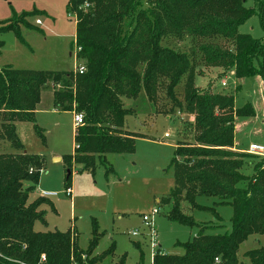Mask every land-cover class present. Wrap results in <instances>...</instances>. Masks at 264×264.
Returning a JSON list of instances; mask_svg holds the SVG:
<instances>
[{
    "label": "trees",
    "instance_id": "obj_1",
    "mask_svg": "<svg viewBox=\"0 0 264 264\" xmlns=\"http://www.w3.org/2000/svg\"><path fill=\"white\" fill-rule=\"evenodd\" d=\"M255 4L256 8H247L246 0H69L77 58L85 71L0 70V143L7 141L15 151L0 153V264H102L115 252L112 244L93 255L102 236L96 222L86 251L79 248L75 232L34 229L36 222L47 226L42 206L56 210L44 197L28 202L39 184L44 159L26 152L16 123H32L45 142L34 119L42 91L53 87L56 111L83 114L84 124L75 129L74 153L63 159L69 168L81 162L84 170H91L95 157L104 165L107 154L135 152L141 135L127 129L126 118L136 109L126 102L145 100L154 108L162 85L174 108L195 116L194 144L178 145L171 162L175 185L166 198L167 218L200 230L182 244L183 255L158 252L152 264H264V245L239 260L241 245L252 235H264V157L231 151L235 118L254 116L255 111L250 104L235 108L233 96L213 94L210 85L206 90L195 85L202 75L197 71L200 66L223 67L238 80L257 75L264 82V37L239 32L246 20L257 16L264 33V0ZM35 15L39 13L22 14L0 31L12 30L21 37L20 24L34 29L28 18ZM170 37L191 38L193 50L181 52L164 45ZM248 159L261 164L246 177L241 169L252 165ZM67 173L69 189L72 172ZM199 195L231 206L230 232L208 233L222 226L198 224L183 212V202L192 210H208L197 204ZM113 264H126V256Z\"/></svg>",
    "mask_w": 264,
    "mask_h": 264
},
{
    "label": "rangeland",
    "instance_id": "obj_2",
    "mask_svg": "<svg viewBox=\"0 0 264 264\" xmlns=\"http://www.w3.org/2000/svg\"><path fill=\"white\" fill-rule=\"evenodd\" d=\"M68 3L69 0H0V27L22 14L39 13L28 18L34 29L20 24L21 37L12 30L0 31V70L10 67L35 72L77 71L83 62L77 58L75 17L68 13ZM255 6V0H246L247 8ZM37 20L41 23L36 24ZM16 25H19L18 20ZM239 32L255 39L264 37L257 16L246 20ZM164 45L181 52L194 48L189 37L182 41L170 37L164 40ZM197 71L202 75L196 77V87L206 90L210 85L213 94L233 96L235 108L250 104L255 111L254 116L235 118L234 138L237 145L231 151L237 155H247L252 144L264 147V82L257 75L238 80L223 67L200 66ZM222 81L227 82L226 87L221 86ZM184 82L185 78L180 90H183ZM157 99L154 108L145 100L126 102L136 109L135 114L126 118L128 129L141 135L136 139L133 154H107L104 165L95 157L93 169L84 170L81 162H74L69 168L63 159L74 153V128L77 127H74L73 116L77 112L55 111L52 105L53 87L42 91L34 119L43 131L45 142L39 139L32 123H16L26 152L41 155L44 159L39 184L30 194L28 202L35 201L45 192L56 194L47 198L56 212L49 205L40 208L46 212L47 226L36 222L34 229L37 232H75L79 248L86 251L93 237V222H96L102 236L93 255L101 254L112 244L115 245L114 256L109 258L112 260L102 264H113L122 256H126V264H152L158 252L184 254L182 244L192 241L200 229L170 221L167 218L169 207L166 198L175 185L171 162L176 146L194 144L195 116L186 109L181 111L174 108L164 85L159 88ZM13 152L7 141L0 143V153ZM55 157H61L62 161H54ZM247 162L252 165L243 166L241 173L249 177L253 175L254 165L261 164V160L248 159ZM70 170L69 196L65 179ZM196 202L208 210H192L183 202V212L192 216L198 224L222 226L212 228L208 233L231 231V206L218 205L216 198L206 195L197 196ZM155 208L159 213L153 218V238L150 229L144 225L143 217L150 216ZM133 232L137 235L133 236ZM153 241L156 248L152 246ZM261 245H264V235L250 236L240 247L239 260L244 261L245 252Z\"/></svg>",
    "mask_w": 264,
    "mask_h": 264
},
{
    "label": "built area",
    "instance_id": "obj_3",
    "mask_svg": "<svg viewBox=\"0 0 264 264\" xmlns=\"http://www.w3.org/2000/svg\"><path fill=\"white\" fill-rule=\"evenodd\" d=\"M40 23H41L40 20H37L36 21V24H40ZM77 71L79 73H83L85 71L84 66L83 65L79 66L78 69H77ZM221 86L222 87H226L227 86V82L226 81H222L221 82ZM73 122H74V127L82 126L84 124L83 114L82 113H78V112L75 113L74 116H73ZM247 153H249V154H255V155H263L264 156V147L263 146H259V145L252 144V145H250ZM66 192H67V194L69 196L71 195V189L70 188L67 189ZM53 196H56V194L45 192V193L42 194L41 197L49 198V197H53ZM158 213H159V210L155 208L150 216H144L143 217L144 225H145V227H147L148 229H150L153 238L155 236V229H154L153 218ZM132 235L133 236H136L137 233L136 232H133ZM152 246H153V248H156L155 241H153ZM42 259H44V256L42 257Z\"/></svg>",
    "mask_w": 264,
    "mask_h": 264
},
{
    "label": "crops",
    "instance_id": "obj_4",
    "mask_svg": "<svg viewBox=\"0 0 264 264\" xmlns=\"http://www.w3.org/2000/svg\"><path fill=\"white\" fill-rule=\"evenodd\" d=\"M82 65V64H81ZM232 75V74H231ZM260 78V77H259ZM261 79V78H260ZM53 105V104H52ZM56 111V110H55ZM186 118H188V117H186ZM17 125V124H16ZM17 127V126H16ZM127 129H128V125H127ZM129 130V129H128ZM74 131H75V128H74ZM130 131V130H129ZM18 133V132H17ZM19 136V135H18ZM167 137H168V135H166ZM236 144V143H235ZM237 145V144H236ZM177 147V146H176ZM54 159V161L55 160H58V161H62V158L61 157H55V158H53ZM50 198V197H49Z\"/></svg>",
    "mask_w": 264,
    "mask_h": 264
}]
</instances>
